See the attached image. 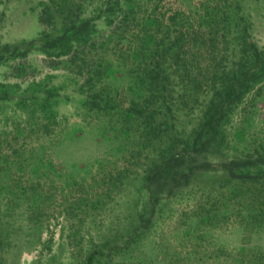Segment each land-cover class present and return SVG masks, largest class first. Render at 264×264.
Segmentation results:
<instances>
[{"label": "rangeland", "instance_id": "1", "mask_svg": "<svg viewBox=\"0 0 264 264\" xmlns=\"http://www.w3.org/2000/svg\"><path fill=\"white\" fill-rule=\"evenodd\" d=\"M0 264H264V0H0Z\"/></svg>", "mask_w": 264, "mask_h": 264}]
</instances>
